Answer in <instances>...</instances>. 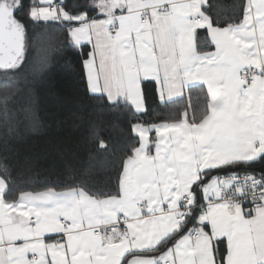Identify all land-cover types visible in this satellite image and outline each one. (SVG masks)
<instances>
[{
	"label": "crops",
	"instance_id": "obj_1",
	"mask_svg": "<svg viewBox=\"0 0 264 264\" xmlns=\"http://www.w3.org/2000/svg\"><path fill=\"white\" fill-rule=\"evenodd\" d=\"M205 2L91 0L90 18L58 12L54 0H35L33 16L68 23L73 43L89 47L84 72L90 95L128 102L140 113L144 82L154 85L160 103L204 86L208 112L195 125L186 115L175 123L133 125L139 144L123 162L116 197L72 189L7 201L0 179V264H122L133 254L126 264H264V208L229 213L218 201L217 176L196 187L205 172L264 156V76L246 88L239 75L264 60V0H246L242 21L223 28L203 13ZM111 23L116 28L108 34ZM196 30L206 32L209 50L196 49ZM182 195L193 224L161 253L138 255L181 228L176 210ZM142 200L144 213L135 208ZM120 220L132 242L108 247L91 235L92 228ZM193 226L200 228L197 240L190 236Z\"/></svg>",
	"mask_w": 264,
	"mask_h": 264
},
{
	"label": "trees",
	"instance_id": "obj_2",
	"mask_svg": "<svg viewBox=\"0 0 264 264\" xmlns=\"http://www.w3.org/2000/svg\"><path fill=\"white\" fill-rule=\"evenodd\" d=\"M4 1L15 8L24 34L17 64L0 72V179L6 184L5 200L15 201L23 193L72 189H82L97 199L116 197L123 162L139 144L133 125L175 123L184 115L188 125H195L206 117L209 99L204 86L190 87L182 97L160 103L154 85L144 82L145 110L140 113L128 102L110 104L102 96L90 95L84 72L89 47L73 43L69 24L33 16L35 0ZM54 1L58 12L95 15L91 0ZM245 5L246 0H206L203 13L214 27L234 26L242 21ZM195 46L198 51L211 48L204 30H196ZM99 139L107 141L103 151L97 146ZM154 142L151 136L150 152ZM229 173L264 178V156L205 172L196 187ZM193 219L194 215L187 216L171 237L138 255L161 253Z\"/></svg>",
	"mask_w": 264,
	"mask_h": 264
},
{
	"label": "built area",
	"instance_id": "obj_3",
	"mask_svg": "<svg viewBox=\"0 0 264 264\" xmlns=\"http://www.w3.org/2000/svg\"><path fill=\"white\" fill-rule=\"evenodd\" d=\"M141 22H145L146 16L144 13L139 15ZM113 23L108 27V34H113L115 30ZM240 80L244 86L251 87L257 76H264V60H262L259 67L243 68L240 71ZM219 183V202L227 207V211L232 213L234 208L239 207L249 211H255L264 208V178L254 176L251 174H237L229 173L218 177ZM146 201H139L135 204V208L144 213L147 209ZM201 208V206H197ZM191 208L187 205V198L182 195L179 200L178 208L176 210L179 221H184L190 215ZM65 223L66 220L62 219ZM125 221H117L112 224L97 226L91 229V235L100 239L104 246H118L124 242H132L133 238L127 232ZM190 236L193 240L200 237V228L193 226L190 229Z\"/></svg>",
	"mask_w": 264,
	"mask_h": 264
},
{
	"label": "water",
	"instance_id": "obj_4",
	"mask_svg": "<svg viewBox=\"0 0 264 264\" xmlns=\"http://www.w3.org/2000/svg\"><path fill=\"white\" fill-rule=\"evenodd\" d=\"M24 49V34L15 17V8L0 1V72L15 67Z\"/></svg>",
	"mask_w": 264,
	"mask_h": 264
},
{
	"label": "snow or ice",
	"instance_id": "obj_5",
	"mask_svg": "<svg viewBox=\"0 0 264 264\" xmlns=\"http://www.w3.org/2000/svg\"><path fill=\"white\" fill-rule=\"evenodd\" d=\"M91 94H96V90H93ZM112 101L109 99L108 103H111ZM97 136H98V131H97ZM98 148L103 151L108 147L107 141L103 140V139H99L98 142Z\"/></svg>",
	"mask_w": 264,
	"mask_h": 264
},
{
	"label": "rangeland",
	"instance_id": "obj_6",
	"mask_svg": "<svg viewBox=\"0 0 264 264\" xmlns=\"http://www.w3.org/2000/svg\"><path fill=\"white\" fill-rule=\"evenodd\" d=\"M139 108L136 109V111H138Z\"/></svg>",
	"mask_w": 264,
	"mask_h": 264
}]
</instances>
